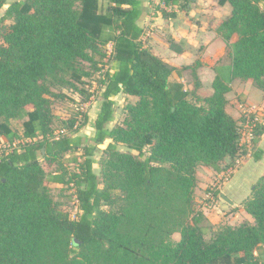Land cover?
Wrapping results in <instances>:
<instances>
[{
  "label": "trees",
  "instance_id": "trees-1",
  "mask_svg": "<svg viewBox=\"0 0 264 264\" xmlns=\"http://www.w3.org/2000/svg\"><path fill=\"white\" fill-rule=\"evenodd\" d=\"M103 1L16 0L0 16V134L25 140L0 154V264H264L254 253L264 244V178L244 201L253 222L209 237L194 198L199 164L216 167L242 152L241 126L225 109L227 81L216 77L203 98L170 80L172 68L140 39L142 1ZM226 2L219 32L226 42L237 35L227 50L231 76L264 90V0H218ZM95 56L107 59L98 65ZM79 60L103 78L92 143L77 134L86 115L69 119L60 135L50 126L49 84L69 70L80 79ZM120 92L137 99L109 129ZM12 118L24 119L20 135L7 124ZM263 130L257 125L253 143ZM102 144L97 173L93 155ZM68 152H78L68 158L76 165L70 177L59 163ZM48 181L74 188L75 219L53 202ZM114 194L116 208L103 209Z\"/></svg>",
  "mask_w": 264,
  "mask_h": 264
},
{
  "label": "crops",
  "instance_id": "crops-1",
  "mask_svg": "<svg viewBox=\"0 0 264 264\" xmlns=\"http://www.w3.org/2000/svg\"><path fill=\"white\" fill-rule=\"evenodd\" d=\"M141 1L143 14L139 25L143 33L140 39L144 47L172 68L170 80L183 85L187 80L188 85L184 87L203 98L213 93L212 84L216 77L227 81L229 91L225 94V109L239 125L242 124L239 118L243 113L264 110V90L256 87L251 79L242 80L231 76V59L227 50L228 45L236 41L237 35L233 34L226 42L219 32L220 24L231 11L228 2L220 5L218 0H181L177 4L165 5L161 0ZM160 8H163L165 15L160 12ZM223 73L228 80H224ZM125 97L136 98L123 92L113 97L115 111L113 121L108 124L109 129L119 118L116 115L118 100L123 101ZM101 102L100 98L91 102V105L88 103L90 107L84 126L92 129L91 137L95 133L93 122L100 111ZM241 146L242 152L235 158L227 156L216 167L201 164L196 167L194 198L205 219L212 224L222 220L230 225L245 220L253 222L243 203L250 196L255 182L264 176V130L256 143H241ZM66 154L65 160L69 162L68 158L77 156L78 152ZM217 178L215 189L218 190V199L211 206L207 190L213 179ZM47 185L49 188L61 186L53 181H48ZM220 193L231 203L221 199ZM254 253L264 254V244L257 246Z\"/></svg>",
  "mask_w": 264,
  "mask_h": 264
},
{
  "label": "rangeland",
  "instance_id": "rangeland-1",
  "mask_svg": "<svg viewBox=\"0 0 264 264\" xmlns=\"http://www.w3.org/2000/svg\"><path fill=\"white\" fill-rule=\"evenodd\" d=\"M13 1L16 0H7L5 4L8 6H4V5L2 6V8L0 9V15H2L5 12V10L9 7V3ZM101 1L102 3H104L103 0ZM11 21H12L11 19H8L6 20L5 23H10ZM109 50H110V44H107L102 47V51H104L106 54H108ZM94 59L95 62H97L98 65H100L101 63H104L106 61L107 57L100 59L98 56H95ZM75 65H76L75 72L81 75L80 79L78 80L75 79L71 75V71L69 70L60 73V77H61L60 80H54L49 84L51 90V94L49 95V97L51 99V109H52V121L50 126L52 131L56 135H60L65 132H68V127H67L68 120L71 118L74 119L76 118L77 123H81L83 115L87 116V111L91 105V102L101 98L100 96L101 90L99 89V87L100 84L103 82V78L99 74V72L94 70V68L91 65V61L79 60ZM106 67L107 66H104V69ZM224 74L225 73L222 74L224 80H228L227 77H224L225 76ZM184 85L185 87H187L188 85L187 80L184 82ZM136 99L137 98L131 99L125 97L123 101L118 100V106L116 107L117 108L116 115L119 118L117 119V122L121 121L123 117L124 105L129 102H134ZM190 100H191V95H190ZM88 103H90V105ZM241 116H243V121H240L242 122V124L240 125L241 133H243L241 136V140H242L241 143L242 145H244L246 142V136H245L246 131H244L246 127L245 126L246 120L251 119V121L255 124L253 135L254 137H257L256 136L257 134L255 133L257 125L261 126L264 129V110L256 109L255 112H249V113L246 112L243 113ZM23 120L24 119L12 118L8 120L7 124L14 131V133L20 135L23 130L22 128ZM91 132L92 129H89L87 126H82L77 131V134L85 137V140H87L88 143H92L91 141L92 137L90 136ZM23 141L25 140L20 138H13L12 140H8L6 136L0 134V154L7 153L10 149L13 148H20ZM106 142H108V140H106ZM104 146L105 144L99 145L98 149L94 151L93 157L95 159V163L93 170L97 173H99L100 171V162L106 155V153L103 152L102 150ZM118 148L125 152L130 151L128 148H126L123 145H119ZM130 152H134V151H130ZM66 155H73V153H69ZM59 161H60L59 163L63 164V167L67 172V176L69 177L72 176L74 171H76V165L72 162L66 161L65 157ZM57 167H59V165L55 163L53 165V169L55 170L57 169ZM262 178H264V176L260 177L255 182V184H257ZM218 179L219 178L213 179L214 182L210 184V186L208 187V191L212 187L217 186ZM49 191L53 199V202L56 203L61 209L67 211L71 219H75L78 214V208H77V199L75 197L74 188L70 185L69 187H67V185H62L54 188L50 187ZM208 191H207V195H208ZM117 195L118 194H114L110 201H102V208L105 210L115 209L118 201H120L117 199L118 198ZM217 199L218 196L213 195V198L209 199L210 205L211 206L214 205ZM244 205L245 204L243 203V206ZM203 225L206 227L207 237H209L214 231H217L221 227L230 224H228L225 220L212 224V222L205 219L203 221ZM231 226H236V225H231ZM171 237L173 240L177 241L180 238V234L178 231L174 230L171 234Z\"/></svg>",
  "mask_w": 264,
  "mask_h": 264
},
{
  "label": "built area",
  "instance_id": "built-area-1",
  "mask_svg": "<svg viewBox=\"0 0 264 264\" xmlns=\"http://www.w3.org/2000/svg\"><path fill=\"white\" fill-rule=\"evenodd\" d=\"M245 129L244 131H246L245 136H246V142L245 144H249L251 145L254 135H253V131H254V126L255 124L251 121V119H247L246 120V124H245ZM243 133H241L242 136ZM243 138V137H242ZM213 187L210 189V191L208 192L207 198L208 199H212L213 198Z\"/></svg>",
  "mask_w": 264,
  "mask_h": 264
},
{
  "label": "water",
  "instance_id": "water-1",
  "mask_svg": "<svg viewBox=\"0 0 264 264\" xmlns=\"http://www.w3.org/2000/svg\"><path fill=\"white\" fill-rule=\"evenodd\" d=\"M4 6H8V5L4 4ZM41 150H42V152H44V150H45L44 147H42ZM219 196H220L221 199H223V200H225V201L231 203V201H230L225 195H223V193H220ZM74 241L78 242L77 239H74Z\"/></svg>",
  "mask_w": 264,
  "mask_h": 264
}]
</instances>
